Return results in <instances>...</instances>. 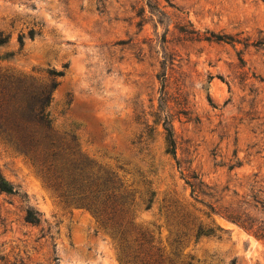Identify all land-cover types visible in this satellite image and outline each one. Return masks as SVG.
<instances>
[{"label":"rangeland","instance_id":"obj_1","mask_svg":"<svg viewBox=\"0 0 264 264\" xmlns=\"http://www.w3.org/2000/svg\"><path fill=\"white\" fill-rule=\"evenodd\" d=\"M0 37V76L63 71L54 132L130 186L160 264H264V0H0ZM0 176V264L134 263L1 138Z\"/></svg>","mask_w":264,"mask_h":264},{"label":"trees","instance_id":"obj_2","mask_svg":"<svg viewBox=\"0 0 264 264\" xmlns=\"http://www.w3.org/2000/svg\"><path fill=\"white\" fill-rule=\"evenodd\" d=\"M28 37L33 39L32 31ZM5 41L0 37V45ZM17 42L21 47L22 36L17 37ZM47 75V91H37L21 78L0 76V138L28 160L44 185L63 203L90 213L122 245L133 264H160L150 232L133 222L130 186L85 157L74 138L66 139L54 132L47 107L63 71L49 69ZM163 130L166 153L174 156L171 132L167 127ZM185 184L192 193L193 185ZM13 192L0 176V193ZM150 202V198L143 202L147 203L145 209H149ZM39 220L36 212L25 211L26 223L38 224ZM212 234L211 229H203L200 224L193 231L195 239Z\"/></svg>","mask_w":264,"mask_h":264}]
</instances>
